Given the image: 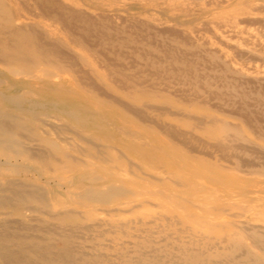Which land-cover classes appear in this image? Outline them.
Returning <instances> with one entry per match:
<instances>
[{
	"label": "bare ground",
	"instance_id": "6f19581e",
	"mask_svg": "<svg viewBox=\"0 0 264 264\" xmlns=\"http://www.w3.org/2000/svg\"><path fill=\"white\" fill-rule=\"evenodd\" d=\"M36 1H40L37 4L35 2L39 12L27 17L18 13L11 5L14 0H0V181L8 182V172H33V176H25L24 179L46 193L36 196L35 200L32 197L26 200L48 205L52 210L67 209L72 205L73 208H69L71 210L61 213L59 218L62 220H77L78 213L74 208L78 206L87 207L85 218L93 220L97 209L105 211V207L120 205L116 203L119 198L134 197L124 202L128 208L123 212H131L151 197L158 201L156 206L165 213L161 211L153 216L149 220V227L146 225L150 224L149 221L143 217L121 218L118 220L119 233L126 234L128 227L135 229L133 237H138L136 232H148L153 226L160 225L161 231L176 234L175 239L181 243L182 236L189 237V240L185 241L189 245L181 246V249L165 243L164 240H153L155 246L146 240L150 243L149 246L153 247V253L162 252L156 245L161 246L164 242L161 247L174 251L180 249L188 254V257L182 258L184 264H264V240H259L254 233H250L258 226L264 228V202L250 205L248 210H251L252 214H229L235 198L246 195L250 198L249 202L254 201L256 194L260 192L254 187L264 185V180L255 178L251 180L252 183L246 184L240 177L226 179L220 171H211L203 163L173 150L169 138L176 140L179 136L187 135V131L177 129L178 125L173 121L160 123L157 117L193 115L176 106L177 102L162 99L161 95L144 94L139 89V82L124 77L127 75L123 74V61L108 54L106 49H96V44L94 46L93 42L91 43L93 39L84 34L76 33V36L72 37L65 34V29L74 28L70 20L72 17H66L55 7L48 8L46 3H43L47 0ZM66 1L73 9H81L84 13L88 11L90 14L91 10L102 6L123 11L140 10L138 14L164 25L165 30L171 31L169 34L176 38H179V34L183 35V38L185 36V39L194 37L193 33L205 28L213 29V26L219 30L222 37L236 38L238 44L246 45L264 55V0H199L190 2L186 7L176 5L175 9L170 10H163L161 6H155L153 10L143 9L137 7L136 2L127 7L129 0L121 1L117 7L109 5L108 0L106 3H101L100 0ZM45 15L52 17L54 23L35 20ZM157 30L162 34V29ZM124 31L126 32L125 29ZM222 37L219 36L220 39ZM238 67L243 73L249 71V75L264 74V70L260 72L256 66L244 67L238 64ZM65 73L74 74L77 82L67 84L60 77ZM27 78L36 79L38 83H28ZM6 85L22 89L31 88L29 91L32 98L28 100L29 105L18 104V97L22 93L6 94ZM43 89L47 93L42 95L39 90ZM213 112L206 113L208 117L215 119ZM38 116L44 118L39 121ZM49 118L55 122L48 123ZM38 121L45 124V127L40 125L39 128H49L48 131L44 130L47 133L37 129ZM146 123L162 128L161 131L169 138L147 132L144 129ZM56 128L71 129L81 142L88 144L89 149L83 153L81 159L76 154L82 152L83 145H72ZM22 129L31 131L33 139L44 141L47 150H36L39 146L36 144L25 145L20 131ZM257 139L262 142L260 137ZM180 141L183 142L182 139ZM7 149L12 154H24L26 163L23 160L19 163L12 161L13 155L7 153ZM96 152L104 157L99 158ZM126 173H132L139 180L126 177ZM149 178L158 182L154 189H149L142 181ZM0 189L4 190L1 186ZM62 190L68 195L67 201L54 199ZM216 192L221 193V198L214 206L208 207L200 204L198 199L192 198L193 195ZM183 194L190 195L191 198H186ZM250 194L255 197H250ZM164 199L172 200L173 204L165 205L162 203ZM66 202L69 205H64ZM19 203L22 201L19 200ZM192 209L194 212L205 214L202 220L196 221L193 218L190 211ZM217 214L243 219L223 217L216 220L213 216ZM188 223L192 224V228L187 227V230L176 226ZM107 225L110 229L118 226L111 223ZM86 227L88 226L84 228ZM90 227L91 230L95 229L93 225ZM80 228L74 229L79 231ZM199 229L207 232H200ZM37 230L44 232L42 227ZM45 234L50 233L45 231ZM96 234V237L103 235ZM31 241L32 247L29 248L28 245L25 255L14 254L15 256L9 257L1 252L0 264H10L9 260L12 263L13 260H19L18 264H65L63 257L50 251L54 243L48 236L34 235ZM19 242L18 245H23V250L27 248L29 241L23 239ZM191 243L198 245L200 249L191 247ZM208 246H211L209 251ZM201 247L207 248L202 250ZM252 248L257 251L254 252ZM159 255L162 259L156 264H165L163 256ZM244 259L247 262H244Z\"/></svg>",
	"mask_w": 264,
	"mask_h": 264
},
{
	"label": "rangeland",
	"instance_id": "374dc122",
	"mask_svg": "<svg viewBox=\"0 0 264 264\" xmlns=\"http://www.w3.org/2000/svg\"><path fill=\"white\" fill-rule=\"evenodd\" d=\"M100 1L101 3L110 1L109 5L117 7L124 0ZM35 2L36 4L40 3V1L37 2L36 0H14L11 5L17 9L18 13L32 17L36 12H39L36 9L37 5ZM134 2L137 3L135 4L137 7L143 9L153 10L155 6H161L163 10H170L175 9L176 5L178 7H186L190 2H199V0H129L127 7L133 6ZM43 3H46L45 5L48 8L55 7V9L62 11L66 17H72L70 20L74 28H71L72 30L65 29V34L69 35V37L76 33L84 34V36L93 39L91 43L93 42L94 46L96 44V49L103 51L106 49L108 54L123 61V74L127 75L124 77L139 82V89L144 94L161 95L162 99L166 98L177 102L176 106L193 115V117H170L168 115L157 117L160 123L173 121L178 125L177 129L183 132L187 131V135L176 138L178 142L173 137L165 136L161 131L162 128L152 123L145 124L146 128L144 129L147 132L169 138L173 150L203 163L211 171L214 169L220 171L226 179L240 177L242 180L244 179L246 184L252 183L251 180L255 178L264 180V176H262L264 174V74L249 75V71L243 73L238 69V64H241L244 67L256 66L261 72L264 70L262 65L264 64L263 54L254 51L246 45L238 44L236 38L222 37L219 30L213 26V29L205 28L200 30V32L193 33L194 37H186L185 39V36L183 38V35L179 34V38H176L173 34H169L171 31L165 30L166 27L164 25H160L151 18L145 17V15L138 14L140 10L127 9L123 11L102 6L97 10H91L90 14L88 11L84 13L81 9H73L71 5H67L69 2L66 0H47ZM93 12L102 14L96 15ZM117 13L118 15H113ZM105 14L108 15L105 16ZM35 20L54 23L52 17L46 15L35 18ZM157 29L160 31L162 29V34ZM62 32L64 33V31ZM252 33L255 34L253 30ZM212 36L218 40H215ZM219 36L222 38L220 39ZM203 40L205 41L203 42ZM60 77L67 84H75L77 82L75 75L71 73L61 74ZM248 79L250 82H248ZM26 81L31 84L38 83V80L33 78H27ZM29 90L31 88L22 89L6 85L4 92L10 95L22 93L18 97V104L21 103V105L28 106V100L32 98ZM39 91L42 95L47 93L44 89ZM161 101L163 102V100ZM211 111H214L215 119L207 116V113ZM30 118L28 117V119ZM42 118L44 117H39L38 120L40 121ZM39 121L37 122V129L43 132L44 130L48 131L47 129L49 128H39L40 125L45 127V124ZM47 121L50 124L55 122L50 118ZM22 122L25 123V121ZM15 130L17 132V128ZM20 131L25 145L33 146L36 144L39 145L36 150H47V145L44 141L31 137V131L28 129ZM56 131L62 137L68 139L72 145H83L81 148L82 152H77L78 154H76L80 159L83 157V153L89 149L88 144L81 142L71 129L56 128ZM52 134L51 136L53 137L54 134ZM258 137L262 139V142L257 139ZM18 149L19 147H17V151ZM191 149L195 150V152ZM5 151L11 153L8 149ZM96 153L99 158L104 157L103 154ZM12 155V161L19 163L23 160L26 163L24 154L18 152ZM33 175V172L27 171L8 172V182L0 181V186L4 188V190L0 189V253L2 252V254L9 257L15 256L14 254L25 255L28 245L29 248L32 247V237L41 234V236H48L50 241L54 243L50 251L56 256L63 257L65 264H156V262L160 263L162 259L159 254L163 256L165 264H184L182 258L188 257V254L183 253L180 249L181 246L189 245L185 242L189 240V237L182 236L183 243H181L178 239H175L176 234L161 231L160 225L153 226L148 232H136L138 237H133L135 229L132 230L128 227L129 231L125 228L126 234L119 233L120 225L118 224L120 222L118 220H121V218L129 219L139 216L149 221L162 211L161 208L156 206L158 201L150 196L145 204L131 212H123V210L128 208L124 202L134 197H123L119 198L118 202L115 201L120 203V205L105 207V211L97 209L94 212L96 217L93 220L85 218L87 210L85 206L74 208L75 212L78 213L77 220H62L59 216L61 213L71 210L69 208H73L72 205L68 206L67 209L52 210L48 205H41L40 202H28L26 200L27 198L31 199V197L35 200L36 196L46 193L45 190L38 189L24 179L25 176L31 177ZM125 176L139 180L132 173H126ZM140 176L144 177L143 175ZM42 181L43 179H41ZM142 181L148 185L149 189H154L158 185V182L150 178ZM37 184L41 183L37 182ZM254 189L260 190L256 194L257 198L252 202H249L250 198L246 197V195L235 198L234 206L231 207L229 214H252L251 210H248L249 206L264 202V185L255 186ZM182 196L191 198L190 195L186 196V194ZM249 196L255 197L251 194ZM67 197L68 195L62 190L54 199L67 201ZM193 197L198 199L200 204L210 207L214 206L221 198V193L200 194L193 195ZM19 200L22 203H19ZM162 203L171 205L173 201L164 199ZM64 205L69 204L66 202ZM192 210L190 211L193 214V218L196 221L202 220L205 214ZM162 212L165 213L164 211ZM213 217L216 220L223 217H229V219L233 220L243 219V217H233L224 214H217ZM110 223L114 224L113 226H118L110 229V226L107 225ZM149 223L146 224L148 227L151 225L150 221ZM131 224L133 225L132 222ZM188 224L176 226H179L178 228L182 230H187L192 225ZM91 225L97 231L94 232L95 229L91 230ZM85 226L88 227L84 228ZM184 226L185 228H183ZM27 227L32 228L24 229ZM40 227L43 228L44 232L37 230ZM76 227L81 228L78 231L74 229ZM199 230L203 233L207 232L204 229ZM45 231L50 234H45ZM251 232L255 234L257 239L264 240V228L258 226ZM100 233H103V235L100 237L95 236V234L99 235ZM83 236L84 238H82ZM23 239H27L29 242L26 245L27 248L22 250L23 245L18 244ZM146 240L151 241L152 246H155L152 243L153 240H164L166 241L165 243H170L173 247H180V249L174 251V249L163 248L161 246L164 245V242H162L161 246L156 245L161 248L160 251L162 252L153 253V247H150V243L146 242ZM192 243L191 247L200 249L198 245H192ZM201 248L205 250L207 247ZM213 248L212 250H214ZM209 250H211V246H208ZM252 250L254 252L257 251L256 248H252ZM220 256L224 257L225 255ZM224 259L227 260L226 257ZM13 261L14 263L9 260L10 264H18L20 262L19 260ZM244 262L247 261L244 259Z\"/></svg>",
	"mask_w": 264,
	"mask_h": 264
}]
</instances>
